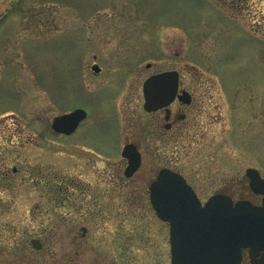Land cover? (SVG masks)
I'll list each match as a JSON object with an SVG mask.
<instances>
[{
    "label": "rangeland",
    "instance_id": "374dc122",
    "mask_svg": "<svg viewBox=\"0 0 264 264\" xmlns=\"http://www.w3.org/2000/svg\"><path fill=\"white\" fill-rule=\"evenodd\" d=\"M247 1L0 0V264H171L149 198L161 167L201 198L264 175V0ZM168 68L200 109L160 136L142 85ZM76 107L87 120L54 132ZM128 138L143 153L131 177Z\"/></svg>",
    "mask_w": 264,
    "mask_h": 264
},
{
    "label": "water",
    "instance_id": "95a60500",
    "mask_svg": "<svg viewBox=\"0 0 264 264\" xmlns=\"http://www.w3.org/2000/svg\"><path fill=\"white\" fill-rule=\"evenodd\" d=\"M92 68L100 70L98 64ZM177 86V71L151 76L143 88L145 108L155 110L169 103L175 97ZM86 114L83 108H76L58 115L53 120V128L71 133ZM123 156L129 159L125 174L132 176L141 165V153L135 144L127 143ZM246 174L251 179V187L264 193L260 171L249 167ZM150 192L158 215L171 220L172 264H239L242 247L256 246L264 209L249 201L233 203L228 196L214 195L202 206L184 176L166 167L151 183ZM32 243L36 248L41 247L38 239H33Z\"/></svg>",
    "mask_w": 264,
    "mask_h": 264
},
{
    "label": "flooded vegetation",
    "instance_id": "af4514ba",
    "mask_svg": "<svg viewBox=\"0 0 264 264\" xmlns=\"http://www.w3.org/2000/svg\"><path fill=\"white\" fill-rule=\"evenodd\" d=\"M209 1L211 3L213 2L214 3L213 5L215 7H218V6H216L217 5L216 3L219 2V0H209ZM222 1L226 2V0H222ZM227 1L231 6L236 7L238 9H243L248 4L247 0H227ZM256 39L260 40V38H256ZM167 70H176L179 73L178 87H177L176 95H175L174 99L170 103H168L167 105H164L163 107L156 109V110H153V111H147L149 114L154 116L155 122L153 123V125H154L153 129L157 134H160V136L161 135L167 136V135L173 134V133H175V134L181 133L183 131V129L185 128V126H187V122L191 118L190 116L193 117L194 113L195 112L198 113V111L200 109L199 101L197 102V100H196L195 91H194L193 87H191L186 82V80L184 79V75L181 72V70H179L177 68H168V69H164V70L152 73V74L148 75L147 77L154 75V74H157V73L162 72V71H167ZM88 116L89 115L87 113V116L81 121L78 128L80 127L82 122L87 120ZM51 127H52V124H51ZM78 128L73 133L67 134L65 136L74 134L78 130ZM52 130L55 132V130L53 128H52ZM128 139H129V142L135 143L137 145L138 149L142 153V150H141L139 144L131 138H128ZM124 159H125L126 165H127L128 160H127V158H124ZM142 161H143V153H142ZM19 171L20 170L18 167L13 166L12 167V174L9 171H5L4 175H6V177H8V178H11L13 174L18 173ZM49 182L50 181L47 180V183L45 182V185H47V184L49 185ZM215 194L228 195L234 200V202H237L239 200H248L255 205L262 206L264 204V193L254 191L251 188L249 178H248V192H246V194H245V192H241L240 195H236L234 193H230L227 191H215V192L211 193L209 196H207L206 198H201L199 196V194H198V196L201 199L202 204H205L207 202V200L212 195H215ZM262 209H264V208H262ZM160 221L166 224V226L168 227V234H169L170 222L164 221L161 219H160ZM168 238H169V236H168ZM240 264H264V218H263V223L261 225V229L258 232V241L256 243V247L253 248L251 245H248V246H245L242 248V259H241Z\"/></svg>",
    "mask_w": 264,
    "mask_h": 264
}]
</instances>
